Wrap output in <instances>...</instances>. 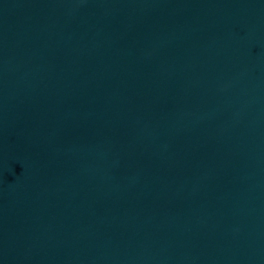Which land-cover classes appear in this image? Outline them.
Wrapping results in <instances>:
<instances>
[{
	"label": "water",
	"instance_id": "obj_1",
	"mask_svg": "<svg viewBox=\"0 0 264 264\" xmlns=\"http://www.w3.org/2000/svg\"><path fill=\"white\" fill-rule=\"evenodd\" d=\"M0 264H264V0H0Z\"/></svg>",
	"mask_w": 264,
	"mask_h": 264
}]
</instances>
